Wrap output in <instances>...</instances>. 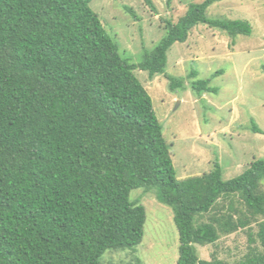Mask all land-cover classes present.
<instances>
[{"label": "trees", "instance_id": "obj_1", "mask_svg": "<svg viewBox=\"0 0 264 264\" xmlns=\"http://www.w3.org/2000/svg\"><path fill=\"white\" fill-rule=\"evenodd\" d=\"M91 1L0 0V264H100L107 249L134 250L146 220L145 207L129 199L137 188L155 189L172 208L177 264H264V157L229 179L217 159L209 172L178 179L152 98L134 74H167L171 47L198 24L226 32L234 45L251 34L250 23L208 17L221 0L190 2L131 63ZM166 76L171 90L184 88L183 77ZM211 79L192 89L215 91ZM254 223L261 251L234 263L215 252L199 258L195 245Z\"/></svg>", "mask_w": 264, "mask_h": 264}, {"label": "rangeland", "instance_id": "obj_2", "mask_svg": "<svg viewBox=\"0 0 264 264\" xmlns=\"http://www.w3.org/2000/svg\"><path fill=\"white\" fill-rule=\"evenodd\" d=\"M152 1L153 7L144 0L90 3L120 54L131 63L141 62L153 49L165 33L166 21L176 22L190 2L203 0ZM206 14L246 20L251 34L239 35L232 45L226 32L206 24L194 26L187 40L174 43L167 55L166 73L183 77L184 88L171 90L167 74L150 79L146 71H134L152 98L178 179L209 172L216 159L223 178L229 179L264 157V0H221L210 5ZM193 70L198 73L196 78L191 77ZM208 78H212L209 87L215 91L198 95L192 82ZM251 119L261 133L249 129ZM129 199L139 200L146 210L142 241L134 250L107 249L100 264H137L135 257L142 264H177L179 240L172 208L158 201L155 189H133ZM233 200L238 210L244 209L238 196ZM219 203L227 208L229 201ZM257 229L254 223L250 229L222 234L216 244L195 245L197 254L205 260L213 252L230 263L243 260L262 250Z\"/></svg>", "mask_w": 264, "mask_h": 264}]
</instances>
